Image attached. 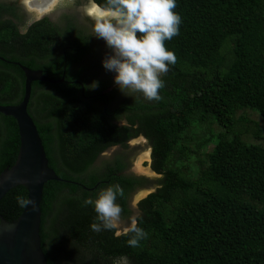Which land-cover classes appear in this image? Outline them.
<instances>
[{
	"label": "trees",
	"instance_id": "trees-1",
	"mask_svg": "<svg viewBox=\"0 0 264 264\" xmlns=\"http://www.w3.org/2000/svg\"><path fill=\"white\" fill-rule=\"evenodd\" d=\"M176 3L179 35L165 41L176 63L161 76V99L151 101L118 88L106 92L104 82L81 91L75 80H83L82 70L64 76L62 69L65 59L69 65L83 57L84 39H68L77 57L56 56L52 45L60 43L62 51L65 44L52 23L44 18L20 33L4 18L15 13L14 6L0 3V55L13 59L19 52L22 65L58 81L32 82L27 108L49 167L65 180L43 187L40 237L48 264H264V145L245 143L239 132L247 119L236 117L250 109L264 129V0ZM24 82L21 67L1 59L0 105L20 102ZM214 123L219 130L213 133ZM250 123L262 139L259 124ZM198 128L209 137L202 134L194 142L187 133L195 135ZM139 136L151 149V169L159 177L136 206L135 219L147 236L130 247L131 233L93 232L96 213L83 200L119 185L121 218L130 222L132 196L152 181L129 171V142ZM209 141L213 148L203 152ZM19 145L15 119L0 113V173L14 164ZM113 147L119 153L97 166ZM193 156L202 157L196 178L187 168ZM18 195L27 196L24 186L0 201L8 222L23 210Z\"/></svg>",
	"mask_w": 264,
	"mask_h": 264
},
{
	"label": "clouds",
	"instance_id": "clouds-1",
	"mask_svg": "<svg viewBox=\"0 0 264 264\" xmlns=\"http://www.w3.org/2000/svg\"><path fill=\"white\" fill-rule=\"evenodd\" d=\"M176 7V0H105L103 4L86 0L83 5L92 25L90 36L102 39L110 50L103 57L102 66L113 73V82L124 95L133 97V93H140L149 101L161 99L159 90L165 86L161 76L176 63L174 52L165 47V41L179 35L182 20L174 11ZM96 87L98 81H93L90 88ZM120 195L119 185H108L83 200V206H91L96 213L90 225L93 232L118 229ZM16 199L21 207L35 205L25 196L18 195ZM129 233L130 247L138 246L147 236L136 219L125 227L124 234Z\"/></svg>",
	"mask_w": 264,
	"mask_h": 264
},
{
	"label": "water",
	"instance_id": "water-1",
	"mask_svg": "<svg viewBox=\"0 0 264 264\" xmlns=\"http://www.w3.org/2000/svg\"><path fill=\"white\" fill-rule=\"evenodd\" d=\"M18 65L25 76L23 97L17 104L0 105L1 114L15 119L20 142L14 164L0 173V201L9 190L22 185L26 188V197L34 200L35 205L23 207L13 222H8L0 214V264H48L40 237L43 187L50 180H65L49 167L39 132L27 108L32 82L58 81L46 77L40 70Z\"/></svg>",
	"mask_w": 264,
	"mask_h": 264
},
{
	"label": "flooded vegetation",
	"instance_id": "flooded-vegetation-1",
	"mask_svg": "<svg viewBox=\"0 0 264 264\" xmlns=\"http://www.w3.org/2000/svg\"><path fill=\"white\" fill-rule=\"evenodd\" d=\"M4 1H7L8 5L14 6L15 8V13L6 14L4 18H9L14 22L20 33H26L34 22L44 18L57 28L60 33L61 42L62 44H65V46L61 51V49H58L60 43L52 45V49L55 50L54 54L56 56L61 54L65 58L66 53H71L73 58L77 57V55H80V52L78 49L72 48L68 39L71 41L78 37L84 39L86 44L83 46L85 51H82L83 57L79 61L73 62L69 65L68 61L65 59L62 69V74L64 76L66 72L71 75L76 73L77 70H82L81 76L84 77L83 80H75V82L80 85L81 91H92L93 89L90 88V84L93 81H98V84L104 82L106 92L113 91L117 88L113 82V73L106 71L102 66V59L110 52V50L106 47L105 42L102 39L90 36L92 27L90 18L78 8L81 3H85V0H75L61 6L59 16L55 19L49 17L48 11L43 12V15L40 16V13H37L36 10H31L23 0H0V3H4ZM17 54H19V52L16 53V56L13 59L0 55V60L2 59V61L8 65L15 64L16 66L21 64L20 60L17 58ZM37 60H39V58ZM40 71L43 73L44 70L40 69Z\"/></svg>",
	"mask_w": 264,
	"mask_h": 264
},
{
	"label": "rangeland",
	"instance_id": "rangeland-1",
	"mask_svg": "<svg viewBox=\"0 0 264 264\" xmlns=\"http://www.w3.org/2000/svg\"><path fill=\"white\" fill-rule=\"evenodd\" d=\"M25 1V0H23ZM73 2L75 0H62V1H58L56 4L53 5V7L51 9L48 10L49 12V17H51L52 19H55L56 17L59 16L60 13V7L64 6L65 4L69 3V2ZM61 3V5H60ZM86 3V0H85ZM85 3H81L78 8L81 9V11L83 12V5ZM239 116H244L247 120L246 123H244V128L240 129V138L247 144H259V145H264V140H263V136H264V129H263V121L261 119V117L254 111L250 110V109H244V110H240L236 113V117ZM250 121H255L259 124L260 127V134L262 136V139L260 138H256L254 135V131L253 129H255L254 125L250 123ZM208 126V125H207ZM249 127L251 129H249ZM210 128H212V132H217L219 130V128L216 126V124H212L210 126ZM239 129V127H238ZM238 129H233V132H238ZM204 128H198L196 131V134L194 135L192 132H188L187 135L190 136L191 138H193V141L195 142V137H197L198 139H204L205 137H209V134L205 131V134L203 133ZM204 134V136L202 135ZM214 146V143L212 141H209V143H207L205 146H203L202 151L203 152H209ZM119 153V149L118 148H110L106 151H104L98 161H97V166L100 165L103 162H108L111 161L113 159V157ZM128 159L130 158V165H129V171H131L133 174L137 175V176H144L146 178H148L149 180H152L151 183H149L146 187L141 188V191L137 194H134L131 198V205L133 208V214L130 217V221L132 219H135L136 215H137V210H136V206L137 203L140 199L144 198L145 196H147L151 191H153L156 186V179H158L159 175L156 174L155 172L152 171L151 169V149L150 147L147 145V141L143 136H139L136 139H133L129 142V148H128ZM144 155H147V157H145ZM202 160L201 156H193L188 162H187V168L188 170L191 172V175L196 178L198 177L200 171V167H202V163H200ZM206 164V162H205ZM129 223L127 222V219H122L120 220V224L118 229L115 230V233L118 231L120 234L124 233V229L125 227H127ZM119 234V235H120ZM117 235V234H116ZM118 264H127L126 261H119Z\"/></svg>",
	"mask_w": 264,
	"mask_h": 264
},
{
	"label": "bare ground",
	"instance_id": "bare-ground-1",
	"mask_svg": "<svg viewBox=\"0 0 264 264\" xmlns=\"http://www.w3.org/2000/svg\"><path fill=\"white\" fill-rule=\"evenodd\" d=\"M58 1L59 0H25L24 2L31 10H36L37 13L41 14L51 9ZM144 156L147 157V155Z\"/></svg>",
	"mask_w": 264,
	"mask_h": 264
}]
</instances>
